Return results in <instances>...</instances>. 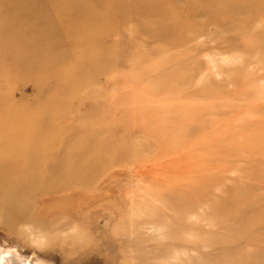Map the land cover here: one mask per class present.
Returning a JSON list of instances; mask_svg holds the SVG:
<instances>
[{
    "label": "rangeland",
    "instance_id": "1",
    "mask_svg": "<svg viewBox=\"0 0 264 264\" xmlns=\"http://www.w3.org/2000/svg\"><path fill=\"white\" fill-rule=\"evenodd\" d=\"M2 252L264 264V0H0Z\"/></svg>",
    "mask_w": 264,
    "mask_h": 264
},
{
    "label": "bare ground",
    "instance_id": "2",
    "mask_svg": "<svg viewBox=\"0 0 264 264\" xmlns=\"http://www.w3.org/2000/svg\"><path fill=\"white\" fill-rule=\"evenodd\" d=\"M164 4H166L165 3V1L163 2ZM175 23H173L172 24V27L174 26L175 27ZM229 60V59H228ZM227 62V61H226ZM59 211V210H58ZM52 213V212H51ZM54 213V212H53ZM8 253V252H7ZM11 255V254H10ZM10 255H9V253L8 254H5V253H0V264H18V263H16V261L14 262V260L13 259H11V257L13 258V256H11L10 257ZM15 260H17L18 261V259H16L15 258ZM23 260V259H22ZM21 260H19V262H20ZM21 263V262H20ZM19 263V264H20ZM22 264H26V263H23V261H22ZM29 264H31V263H29ZM34 264V263H33Z\"/></svg>",
    "mask_w": 264,
    "mask_h": 264
}]
</instances>
